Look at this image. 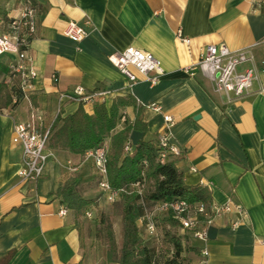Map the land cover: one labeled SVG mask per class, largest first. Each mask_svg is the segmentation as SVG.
Segmentation results:
<instances>
[{
  "label": "crops",
  "instance_id": "0c3cea01",
  "mask_svg": "<svg viewBox=\"0 0 264 264\" xmlns=\"http://www.w3.org/2000/svg\"><path fill=\"white\" fill-rule=\"evenodd\" d=\"M24 0H0V29ZM37 34L31 43L29 67L38 74L29 99L15 103L20 75L11 71L16 57H0V84L13 104L0 111V261L9 264H109L107 247L99 242L90 212L65 209L56 191L75 179L81 196L95 197L99 188L92 160L85 155L51 150L44 176L25 182L18 173L22 148L14 145L13 126L37 111L51 128L58 116L74 114L81 104L89 115L96 103L63 98L82 88L86 96L109 92L105 104L132 97L122 107L113 132L134 125L139 116L147 136L130 133V146L143 138L158 143L170 116L172 141L183 149L178 168L190 187L203 186L215 207L235 209L213 218L207 240L173 229L181 238L189 264H264V7L256 0H32ZM83 26L89 37L81 44L65 36L69 22ZM178 31L189 40L185 43ZM224 45L232 52L248 51L260 81L252 92L228 104L197 67L208 46ZM136 48L152 54L164 75L156 85L130 86L108 61L116 51ZM252 68L246 64L244 72ZM155 76V74H152ZM153 105L161 109L156 112ZM105 142L110 144L111 139ZM75 169V172L70 171ZM100 189V188H99ZM101 191V190H100ZM107 201V200H106ZM239 222L237 228L234 223ZM139 225L143 226L139 221ZM169 229V225H168ZM146 237H148L146 235ZM207 253L205 255L204 253Z\"/></svg>",
  "mask_w": 264,
  "mask_h": 264
},
{
  "label": "built area",
  "instance_id": "2783aa9c",
  "mask_svg": "<svg viewBox=\"0 0 264 264\" xmlns=\"http://www.w3.org/2000/svg\"><path fill=\"white\" fill-rule=\"evenodd\" d=\"M32 0H24L23 4L15 12L10 13L7 22L0 29V57L11 55L16 57L15 63L10 66L12 72L20 75L18 86L24 99H29L35 90L34 80L38 74L34 68L28 66L31 62L29 50L37 34V13ZM259 6L264 7V0H256ZM65 36L77 44H81L89 37L88 31L78 23H68L64 32ZM178 37L185 43L189 40L184 38L181 31ZM109 63L125 77L132 87L141 82V79L154 86L158 83L159 77L164 75L161 63L152 54L145 51L128 48L124 51H116L108 56ZM251 64L252 68L240 72L239 68ZM254 58L248 51L232 52L224 45L208 46L197 64L202 75L213 85L214 91L225 96L228 104L242 99L252 92L254 82H259L258 71L253 66ZM155 74V76H152ZM264 92V87L260 90ZM109 92H100L90 96L84 94L82 88H77L71 95H63V98L77 99L83 103H91L94 100L105 102ZM156 112L161 109L153 105ZM124 119V117H123ZM122 119V120H123ZM165 126L163 133L158 139V148L161 151V162L168 158H179L183 149L172 141L170 130L174 120L170 116L164 117ZM51 137L50 128L45 126L43 117L34 111L25 122L15 123L13 126L14 145L22 148V167L18 176L25 182H38L44 176L45 169L51 153L49 151V140ZM125 151L131 153L130 146ZM110 144L104 142L100 147L87 152L86 159L92 160L97 176L98 187L106 197L107 202L115 203L121 194L127 193L126 189H114L108 181V167L111 159ZM75 172V169H70ZM136 194L143 198V185L137 183L133 186ZM144 208L147 206L144 203ZM235 209L240 215H244L241 207L234 204L223 206L206 205L204 203L192 206L183 200L164 201L155 204L152 210L146 212L140 218L145 226L146 232L151 237L159 235L156 220L158 217L169 215L180 224L182 231L192 233V236L200 241L207 240V229L212 224L213 217L222 213H230ZM67 210L62 209L60 215L65 216ZM200 217L207 219V226L202 227ZM239 222L234 223L237 228ZM264 246V240H259ZM207 255V253H204Z\"/></svg>",
  "mask_w": 264,
  "mask_h": 264
},
{
  "label": "trees",
  "instance_id": "16d2710c",
  "mask_svg": "<svg viewBox=\"0 0 264 264\" xmlns=\"http://www.w3.org/2000/svg\"><path fill=\"white\" fill-rule=\"evenodd\" d=\"M0 84V111L13 104L11 95ZM15 103L22 100L23 95L19 88L14 89ZM135 103L132 97L117 98L108 107L104 102L96 103L94 114L89 115L83 104L78 110L67 117L58 116L50 126L51 137L49 149L67 151L73 155H85L87 152L100 147L108 138L111 139V159L108 167V181L114 189H126L127 193L120 196L122 213V245L118 246L113 228L107 230L109 246L106 261L109 264H189L183 256L185 248L180 237L173 232L180 224L169 215L163 216L168 221L169 232L164 239L160 234L157 237L143 236L139 225L142 217V206L153 207L164 201L183 200L195 206L200 203L212 204L211 194L206 187H190L185 183L184 174L178 168V160L168 158L161 162V151L158 143L146 141L144 138L135 146H130V133L142 132L147 136V124L140 114L132 126L114 134L119 120H122L120 111ZM130 146L131 153L125 151ZM147 182L153 187L144 191ZM137 183L143 185V198L136 194L133 188ZM75 179L67 181L56 191V197L65 205V210L75 213H85L97 206L95 199H85L81 196ZM161 218V217H160ZM203 228L207 226V219L200 217ZM146 231V229H145ZM168 245V252L159 261L161 249ZM15 251L9 252L0 264H9Z\"/></svg>",
  "mask_w": 264,
  "mask_h": 264
},
{
  "label": "rangeland",
  "instance_id": "374dc122",
  "mask_svg": "<svg viewBox=\"0 0 264 264\" xmlns=\"http://www.w3.org/2000/svg\"><path fill=\"white\" fill-rule=\"evenodd\" d=\"M98 184V183H97ZM153 184L152 182H147L144 186V191L152 189ZM95 197H98L100 199V205L98 202V199H95L98 203L97 206L93 209H89L88 212H90L92 215L90 216V223L95 231L94 235L96 239L99 242H104V245L107 247L109 246V238L107 234V230L109 228H113L116 240L118 243V246L121 247L122 245V213H121V206H120V199L116 201L115 203H109L106 201V197L102 194L99 188L95 189L94 193ZM152 210V207L144 208V205L142 206V216H145L146 212H149ZM158 231L161 236V238L164 239L165 234L169 232L168 229V221L166 219H163V217H158L156 220ZM145 226L143 225V229L141 230V233L143 236L146 237L147 233L145 231ZM165 244V242H164ZM168 252V245L165 244L163 249H161V254L159 256V261L163 259V257Z\"/></svg>",
  "mask_w": 264,
  "mask_h": 264
}]
</instances>
